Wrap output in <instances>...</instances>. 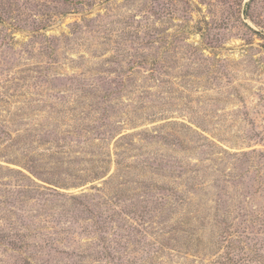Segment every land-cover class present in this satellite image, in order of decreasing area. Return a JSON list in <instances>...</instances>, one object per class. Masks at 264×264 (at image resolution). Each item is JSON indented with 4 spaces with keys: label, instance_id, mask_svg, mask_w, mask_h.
<instances>
[{
    "label": "rangeland",
    "instance_id": "rangeland-1",
    "mask_svg": "<svg viewBox=\"0 0 264 264\" xmlns=\"http://www.w3.org/2000/svg\"><path fill=\"white\" fill-rule=\"evenodd\" d=\"M0 264H264V0H0Z\"/></svg>",
    "mask_w": 264,
    "mask_h": 264
}]
</instances>
